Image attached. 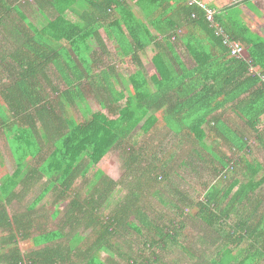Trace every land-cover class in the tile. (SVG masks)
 <instances>
[{
	"label": "trees",
	"instance_id": "obj_1",
	"mask_svg": "<svg viewBox=\"0 0 264 264\" xmlns=\"http://www.w3.org/2000/svg\"><path fill=\"white\" fill-rule=\"evenodd\" d=\"M31 1L45 17L41 25L20 4L0 0V27L5 20L10 27L9 34L0 32V132L16 166L8 173L0 153V231L6 232L0 264H158L160 252L173 247L191 264H264V163L248 144L254 137L264 151V38L238 18L239 7L253 0L208 6L226 34L249 45L245 59L230 55L197 1ZM100 30L117 43L121 58L135 62L127 80L115 65L99 67L92 46L108 54ZM178 40L194 60L192 68L181 61ZM145 53L154 65L148 74L139 57ZM89 91L106 112L90 111ZM164 128L189 152L198 146L210 155L214 181L194 200L180 190L177 171L170 176L164 162H155L139 168L132 189L119 198L123 180L107 175L104 159L135 131L150 140ZM128 149L126 170L129 158L137 157ZM240 162L248 178L239 177ZM18 184L21 193L40 187L19 212L9 209L22 198ZM48 193L54 204L69 200L62 212L56 207L51 213H62L57 228L34 232L42 214L36 206ZM146 195L180 215L196 206L194 217L216 236L207 258L182 242L186 220L162 218ZM126 236L143 247L130 248L136 244ZM19 240H29L30 250L22 252Z\"/></svg>",
	"mask_w": 264,
	"mask_h": 264
},
{
	"label": "rangeland",
	"instance_id": "obj_2",
	"mask_svg": "<svg viewBox=\"0 0 264 264\" xmlns=\"http://www.w3.org/2000/svg\"><path fill=\"white\" fill-rule=\"evenodd\" d=\"M15 2L16 4H20V8L22 11L25 12V14L28 16L29 20H31L36 25H41L45 21L44 15H42L34 6L31 0H12V2ZM210 3H218L223 4L234 0H208ZM11 2V3H12ZM13 2V3H14ZM49 7L46 8L48 10ZM12 16L18 19V14H16L12 10ZM9 24L8 20H5V22L0 27V32L2 35L9 34ZM105 47L108 51V54H103L100 52L99 47L97 44H95L94 50H96L99 53V59L100 64L99 67L106 66L107 64L115 65L117 70L122 73V77L124 78V75H128L132 72V70L135 68L134 63L131 62L129 57H123L121 58L120 55L117 53L118 48L117 43L105 38ZM117 50V52H116ZM181 54L184 52L179 50ZM246 52V51H245ZM244 52V54H245ZM140 60L143 58V62L147 65L145 67L150 68V56L145 53L144 55H140ZM142 61V60H141ZM97 78V76L95 77ZM55 83V82H54ZM103 90V89H101ZM106 94L102 92L101 96L106 99ZM86 102L89 106L90 111H98L103 110L106 112L105 109L101 108L100 103L98 102L97 98L94 96V92H85ZM123 102H120L122 104ZM78 117L81 115L77 110L74 111ZM226 115V114H225ZM167 129H161L158 134H154L151 137L150 140L142 138V134L140 130H137L134 132V134L131 136L129 140H125L120 144L117 148H113L107 155L106 159H104V169L107 175H109L113 179H122L123 180V189L119 190V193L117 196L119 198H122L124 193L126 194L127 191L132 189V185L137 177V174L139 173V168H144L148 164L155 163L157 166H162V162L165 163V166L168 167V172L171 176L173 174V171H177L179 175L181 176L180 179V190L184 191L187 195L186 197L192 196L194 200H199L202 198L204 191L206 190L207 184L210 185L214 181L213 173L210 171V163H209V157L210 155L204 151L202 148L195 146L193 147V151L189 152L191 148H189L188 144H183L182 139L179 137L173 136V134H166ZM5 138L0 133V144L5 153L8 154V156L11 158V166H8L10 168V172L13 173L15 169L14 160L10 154L9 148H4L2 145H4ZM207 143H209V139L207 140ZM249 145H251L252 149V156H256L264 163V151L262 150L259 142L256 141L254 137H251V140L248 142ZM226 145L221 146V150L226 151L227 148H225ZM132 149L134 152V155H137L136 158H129L130 163V169L126 170V159L128 157V154L130 153L129 149ZM213 148H216L215 146ZM217 149V148H216ZM186 152L190 153L189 155L186 154ZM228 156L233 155L228 150ZM173 154L172 157L169 158L170 154ZM181 155H179V154ZM200 154L203 155L200 157ZM238 155V154H237ZM252 156H247V159L252 158ZM168 159V162L166 164V161ZM183 160V164H179L180 161ZM164 167V166H163ZM210 169V170H209ZM237 173L240 178H248V171L247 167L244 165V162H240L237 166ZM245 175V176H244ZM80 182L76 183V187L79 188ZM164 183V181H163ZM160 184V183H158ZM155 189H157V184H155ZM160 188V186H159ZM167 188V187H166ZM40 187L38 189L33 188L32 191L28 193V199H30L32 196H34L36 193H38ZM153 191V190H150ZM183 192V193H184ZM170 197V196H169ZM146 198L148 199L147 202L154 206V209L158 215L163 216L162 218H165L167 221L168 219H174V221H182L186 220V226L184 229H182L181 235L182 242L185 243L184 245H187L192 250H194L198 256L205 255V258L209 255V249L211 248L212 243L216 239V236L214 232H212L201 220H199L197 217H194V213L197 210L196 206H192L191 208H185L184 214L180 215L174 212L173 209H169L170 205L163 207L161 205L157 204V199L155 196H148L146 195ZM54 200V195H51L50 193L46 194L44 199L36 206V211L38 213H42L41 215H38L36 222L38 228L35 227L34 232H37L39 230L43 229H55L59 226V223L62 219V213L59 214L57 217H52L51 213L54 212L55 208H59L62 212L63 207L65 206L66 202L69 200V198L59 199L57 200V203H52ZM52 203V204H51ZM19 203H16L15 205H12L9 207L11 211H21L22 207L21 205H18ZM156 205V206H155ZM25 206V205H24ZM67 229V228H66ZM83 228H79V231L82 233ZM85 234L89 232V230H85ZM6 232L0 231V238L4 236ZM127 239L134 242L136 245L131 244L130 248H142L143 245L141 242H137L134 238H130L129 236H126ZM30 241H18V247L21 249L22 252H27L30 250ZM120 242H118L117 247L119 248ZM233 246V244H232ZM127 247V251L130 249ZM154 249V248H153ZM203 251V252H202ZM153 251L147 250L145 255H150V257H153ZM203 253V254H202ZM203 255V256H204ZM107 254L105 252L101 253V258L105 259ZM161 260L158 262V264H191L188 262L185 253L176 247H173L171 249H168V251H161L160 252ZM117 261L120 259V257H116ZM137 262L140 261V257L136 258Z\"/></svg>",
	"mask_w": 264,
	"mask_h": 264
},
{
	"label": "crops",
	"instance_id": "obj_3",
	"mask_svg": "<svg viewBox=\"0 0 264 264\" xmlns=\"http://www.w3.org/2000/svg\"><path fill=\"white\" fill-rule=\"evenodd\" d=\"M188 1H192V2H196L197 1V3H201V4L205 5L206 7H208L209 4H214L215 6H217L216 9L217 8L221 9L224 6H228V5H231V4L236 2V0H234V1L227 2V3L218 4V3H210L208 0H188ZM239 10H240V14H239L238 18H240L243 21V23L246 24V26L248 27L249 31L253 34V36L257 35V36H261V37L264 38V0H253L251 2H248L247 4H244V5L240 6ZM194 31H195L194 32V36L196 38L199 37L200 36L199 32L197 30H194ZM100 32H101L102 36H104V32L102 30H100ZM178 33L183 35L184 31L182 29H180V30H178ZM205 43H207V42H205ZM242 45L246 49L244 57L247 58L248 57L247 48H248L249 45L243 44V43H242ZM175 46H176V51L179 54V57H180L181 61L184 63V65L186 67H188V68H192V66L194 65V60L192 59V57L187 52L185 44L181 40H178V41H176V45ZM179 50L183 51L184 53L181 54ZM141 60H142L141 61L142 62V67H144V72L146 74H148L149 72H151L154 69V65L151 62V59H149L150 63H151V67L150 68L145 67L147 65L143 62V58ZM111 65H113V64H111ZM116 72H118L117 68H116ZM128 75H124V79L125 80L128 79ZM0 133L5 138V135L2 132H0ZM3 143H4V145H2V146L4 148H9V145L7 143L6 138H5V141ZM9 150H10V148H9ZM0 153H1L2 157H3V162H1V163L3 164V166L7 170V172L11 174L12 172H10V168L8 167V166H11V158L8 156L7 153H5L3 151L2 147H1V144H0ZM10 154L12 156L11 150H10ZM12 158H13V156H12ZM15 170H16V167H15L14 171ZM22 189H23V185L22 184H18L16 186V188H15V191H19L20 192V190H22ZM32 190L33 189L25 188L24 192H23L24 194L21 193L22 191L20 192V194L22 195L21 196L22 198L20 200L19 199H14L11 202V205H15L16 203H19L18 205L23 206L22 209H21V210H23L24 209V205L26 206V204H28L32 200V198L28 199L29 198L28 197V193L30 191H32ZM18 212H19V210H18Z\"/></svg>",
	"mask_w": 264,
	"mask_h": 264
},
{
	"label": "built area",
	"instance_id": "obj_4",
	"mask_svg": "<svg viewBox=\"0 0 264 264\" xmlns=\"http://www.w3.org/2000/svg\"><path fill=\"white\" fill-rule=\"evenodd\" d=\"M192 2V1H191ZM206 12V19L211 23V25L214 27L215 34L221 37L222 44L228 49L229 53L233 57H244V52L246 49L243 47L241 43L231 38L228 34L225 33L223 28H221L218 23H216L213 19V11L210 10L205 5L198 3ZM249 71L253 72L252 67H249ZM261 81L264 83V75H260Z\"/></svg>",
	"mask_w": 264,
	"mask_h": 264
}]
</instances>
